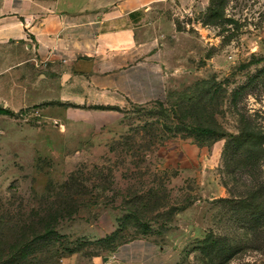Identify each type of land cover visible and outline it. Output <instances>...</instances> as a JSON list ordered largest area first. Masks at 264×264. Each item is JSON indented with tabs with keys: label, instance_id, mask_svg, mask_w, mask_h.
<instances>
[{
	"label": "rangeland",
	"instance_id": "obj_1",
	"mask_svg": "<svg viewBox=\"0 0 264 264\" xmlns=\"http://www.w3.org/2000/svg\"><path fill=\"white\" fill-rule=\"evenodd\" d=\"M168 10L182 33L162 100L101 125L60 106L0 113V264H116L135 237L172 264H264V232L237 203L264 185V0Z\"/></svg>",
	"mask_w": 264,
	"mask_h": 264
},
{
	"label": "crops",
	"instance_id": "obj_2",
	"mask_svg": "<svg viewBox=\"0 0 264 264\" xmlns=\"http://www.w3.org/2000/svg\"><path fill=\"white\" fill-rule=\"evenodd\" d=\"M168 8L172 0H0V113L60 106L66 122L101 125L127 104L162 100L163 53L182 33ZM108 259L172 264L174 255L135 237Z\"/></svg>",
	"mask_w": 264,
	"mask_h": 264
},
{
	"label": "trees",
	"instance_id": "obj_3",
	"mask_svg": "<svg viewBox=\"0 0 264 264\" xmlns=\"http://www.w3.org/2000/svg\"><path fill=\"white\" fill-rule=\"evenodd\" d=\"M197 117L199 118H196V121L199 120V122L196 125L199 126L193 127L192 130H195V132H198L200 135L205 134V136L208 137L211 132L209 130L207 131L206 129H204V127L201 126L203 121L205 122V120H203L201 115ZM263 188H264L263 184L261 183L255 184L251 189L248 190L245 198L243 199L240 198L237 201V203L244 205L243 207L250 211L251 217L255 220L256 225L260 227L259 230L261 232H264V199L261 196L262 195L261 192ZM220 200L226 201L225 199H220Z\"/></svg>",
	"mask_w": 264,
	"mask_h": 264
}]
</instances>
